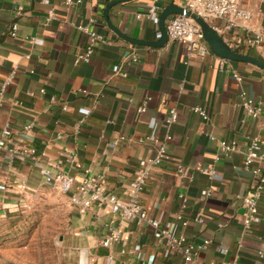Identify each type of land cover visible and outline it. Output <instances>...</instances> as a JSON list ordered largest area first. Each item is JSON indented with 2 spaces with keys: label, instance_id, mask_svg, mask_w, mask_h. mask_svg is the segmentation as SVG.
<instances>
[{
  "label": "crops",
  "instance_id": "0c3cea01",
  "mask_svg": "<svg viewBox=\"0 0 264 264\" xmlns=\"http://www.w3.org/2000/svg\"><path fill=\"white\" fill-rule=\"evenodd\" d=\"M184 1L81 0L68 7L64 0H0V87L16 71L0 107V140L6 125L11 132L0 150V215L26 203L65 205L60 264H183L181 255L156 242L151 226L122 221L108 207L81 209L72 194L49 190L41 176L54 164L77 180L101 176L106 192L127 201L139 162L155 155L156 145L145 140L150 135L165 142L166 156L143 193L148 215L191 243L209 240L198 255L202 264H264V192L250 229L242 223V201L256 181L243 167L254 138L262 147L254 166L264 176V70L225 59L220 68L211 51L187 59L184 47L168 38L149 45L162 39L163 9L182 8ZM241 3L251 14L248 23L228 30L224 20L207 23L234 52L264 62V0ZM154 4L160 12L143 17ZM51 10L54 19L46 23ZM91 19L101 39L91 61L76 64L86 38L75 26ZM233 70L244 78L241 85ZM241 94L261 105L257 118L245 113ZM195 107L206 111L208 122ZM170 109L177 120L167 125ZM219 141L235 143L237 151L215 164ZM15 149L36 155L12 157ZM177 165L191 179L177 176ZM208 167L216 169L212 179L200 172ZM203 190L212 195L203 197ZM198 216L203 224L195 222ZM112 229L120 238L105 247Z\"/></svg>",
  "mask_w": 264,
  "mask_h": 264
},
{
  "label": "built area",
  "instance_id": "2783aa9c",
  "mask_svg": "<svg viewBox=\"0 0 264 264\" xmlns=\"http://www.w3.org/2000/svg\"><path fill=\"white\" fill-rule=\"evenodd\" d=\"M157 0H155L156 3ZM81 0H64V5L71 7L78 5ZM184 10L190 12L195 17L204 22L212 20H224L225 29H233L239 25L248 23L251 19V14L242 6L241 0H185L183 3ZM160 12L157 4L152 5L143 17L150 19L152 16ZM142 16L138 15L140 19ZM54 19L53 11L48 12L45 22ZM95 20L91 19L85 25L78 24L75 26L76 30L83 34L86 38L84 49L75 56V63H89L94 55L97 42L101 39L94 30ZM165 31L168 40L173 43L180 44L184 47L187 59L204 58L209 52L204 34L201 28L189 17L180 14L170 16L165 24ZM212 30L217 32L216 26H211ZM12 36H15L16 27L13 26ZM260 42V40L256 41ZM135 56L131 57V61L135 62ZM219 67L223 68L226 61L219 59ZM120 66L115 65L112 68L114 74L120 72ZM231 75L235 82L241 85L244 78L236 71H231ZM16 77V71H11L3 80L0 87V107L5 102V95L9 86L13 83ZM242 106L245 113L255 119L261 112L262 107L253 99L245 94H241ZM149 98L143 101V104L138 108L139 113L146 111ZM14 105L17 103L14 102ZM65 109V107H63ZM193 112L198 114L204 121L208 122L209 117L205 110L200 107H195ZM177 120L175 109H170L166 124L169 125ZM31 129V125L25 127L26 131ZM11 132L8 125L2 130V139L0 140V150L5 148L6 141ZM169 137H166L168 140ZM146 141L156 145L157 149L155 155L147 159L141 160L135 172L134 184L131 195L127 201H122L112 193L105 191L102 184V177L84 176L80 180L63 172L59 165L45 167L41 171V176L44 185L51 191L59 192L61 194H72L71 203L81 209H90L93 207H108L112 214L116 215L120 220L125 222L135 223L137 225L147 224L154 229V238L156 242L163 246L167 252L171 254H179L183 259V264H202L198 261V255L207 250L210 241L206 240L201 244H195L187 241V239L180 235L174 236L167 228L162 227L159 221L151 218L141 204L143 193L147 186L148 180L152 177L162 165L166 156V144L159 141L155 136L150 135L145 138ZM220 155L214 159L217 164L221 157L228 156L237 151L235 143H228L219 141ZM12 157L17 155L35 156V149L10 150ZM262 147L257 138L250 141L248 148L244 152V170L251 174L255 179V184L252 191L243 199V214L242 223L245 230H249L252 223L255 221L258 214L259 201L264 192V176L261 170L255 167V163L261 158ZM200 172L206 174L212 179L216 174L214 167L202 168ZM175 174L184 179H191V173L183 165H177ZM203 197H210L212 195L210 190H203L201 192ZM184 205L185 198L181 197ZM195 222L203 224L204 220L200 216L195 218ZM185 225V224H184ZM120 238L119 231L112 229L109 236L103 241V246L107 247L112 242H117Z\"/></svg>",
  "mask_w": 264,
  "mask_h": 264
},
{
  "label": "rangeland",
  "instance_id": "374dc122",
  "mask_svg": "<svg viewBox=\"0 0 264 264\" xmlns=\"http://www.w3.org/2000/svg\"><path fill=\"white\" fill-rule=\"evenodd\" d=\"M65 207L26 203L0 215V264H60Z\"/></svg>",
  "mask_w": 264,
  "mask_h": 264
},
{
  "label": "water",
  "instance_id": "95a60500",
  "mask_svg": "<svg viewBox=\"0 0 264 264\" xmlns=\"http://www.w3.org/2000/svg\"><path fill=\"white\" fill-rule=\"evenodd\" d=\"M105 14H107V11H105ZM174 14H180L185 15L189 18H191L202 30L204 34V39L210 49V51L218 58L225 59L232 62H241V63H247L252 66H255L261 70H264V62H261L255 58L249 57L247 55H242L239 53L234 52L230 47H228L216 34L215 31L212 30L210 25L207 22L202 21L201 19L195 17L190 12L177 7H167L163 9V11L159 15V28L162 33V39L159 43L149 44V45H160L163 44L167 39V34L165 31V21L166 19ZM146 44V43H144Z\"/></svg>",
  "mask_w": 264,
  "mask_h": 264
}]
</instances>
